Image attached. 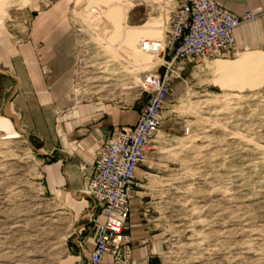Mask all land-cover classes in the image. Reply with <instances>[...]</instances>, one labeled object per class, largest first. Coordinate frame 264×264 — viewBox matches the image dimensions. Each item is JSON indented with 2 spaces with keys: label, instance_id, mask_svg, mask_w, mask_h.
Returning <instances> with one entry per match:
<instances>
[{
  "label": "rangeland",
  "instance_id": "obj_1",
  "mask_svg": "<svg viewBox=\"0 0 264 264\" xmlns=\"http://www.w3.org/2000/svg\"><path fill=\"white\" fill-rule=\"evenodd\" d=\"M168 1L78 0L73 11L87 68L108 71L107 53L120 55L119 37L127 46L113 72L131 74L133 63L154 62L152 55L142 59L136 44L155 31L130 26L170 18L176 5ZM93 7L105 11L107 38L85 21ZM163 115L138 190L166 264H264V84L191 88L184 70ZM38 150L32 137L0 122V264H59L67 252L74 220L45 191Z\"/></svg>",
  "mask_w": 264,
  "mask_h": 264
},
{
  "label": "crops",
  "instance_id": "obj_2",
  "mask_svg": "<svg viewBox=\"0 0 264 264\" xmlns=\"http://www.w3.org/2000/svg\"><path fill=\"white\" fill-rule=\"evenodd\" d=\"M77 1L0 0V122L38 142L45 191L62 202L73 217L67 252L59 264H87L96 230L86 216L92 200L82 196V191L90 182L105 139L113 128L135 124L145 103L137 86H126L124 72H113L122 67L127 46L121 37L116 43L121 45L120 55L107 53L112 59L108 71L87 68L73 11ZM179 1L168 2L177 6ZM218 2L236 14L251 11L260 16L236 28L235 51L187 64L191 88L263 85L264 0ZM129 19L128 12L125 26H130ZM169 19L166 16L162 22L159 16L147 17L142 24L130 27L155 31L154 36L144 38L163 37ZM83 166L89 167L87 171ZM150 168L147 162L140 167L136 192L130 199L128 233L133 264H166L165 245L146 221L144 191L138 190L142 186L138 180ZM101 264H115L112 255L106 254Z\"/></svg>",
  "mask_w": 264,
  "mask_h": 264
},
{
  "label": "built area",
  "instance_id": "obj_3",
  "mask_svg": "<svg viewBox=\"0 0 264 264\" xmlns=\"http://www.w3.org/2000/svg\"><path fill=\"white\" fill-rule=\"evenodd\" d=\"M89 15L85 21L92 31L107 38L110 30L105 11L93 7ZM259 16L251 11L236 14L218 0H180L170 16L166 34L143 38L137 43L142 54L152 55L156 60L146 66L133 63L132 73L124 72L126 86H137L145 95V103L135 124L115 127L105 139L97 153L90 182L82 191V196L92 200L86 216L96 230L95 247L87 264H101L106 254L112 255L115 264H133L128 233L130 199L136 192L139 169L148 161L163 125L173 84L182 79L188 63L235 51L236 28ZM110 46L113 50L118 47ZM88 168L82 167L84 171ZM101 216L103 222L99 221Z\"/></svg>",
  "mask_w": 264,
  "mask_h": 264
},
{
  "label": "bare ground",
  "instance_id": "obj_4",
  "mask_svg": "<svg viewBox=\"0 0 264 264\" xmlns=\"http://www.w3.org/2000/svg\"><path fill=\"white\" fill-rule=\"evenodd\" d=\"M100 2V1H99ZM129 8H130V6L128 5V7L126 8V10H129ZM118 9V8H117ZM118 11V10H117ZM107 14V13H106ZM144 37H147V36H142V35H140V39L138 40V42L139 41H141ZM137 42V43H138ZM136 50H137V53H138V55L142 58V59H147L146 58V56L145 55H143L142 53H140V51L138 50V48H137V44H136Z\"/></svg>",
  "mask_w": 264,
  "mask_h": 264
}]
</instances>
